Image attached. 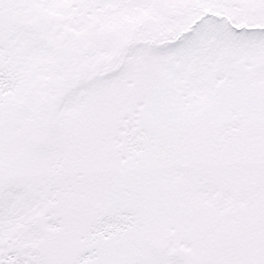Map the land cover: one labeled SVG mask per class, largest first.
I'll list each match as a JSON object with an SVG mask.
<instances>
[{"label":"snow or ice","instance_id":"obj_1","mask_svg":"<svg viewBox=\"0 0 264 264\" xmlns=\"http://www.w3.org/2000/svg\"><path fill=\"white\" fill-rule=\"evenodd\" d=\"M0 264H264V0H0Z\"/></svg>","mask_w":264,"mask_h":264}]
</instances>
